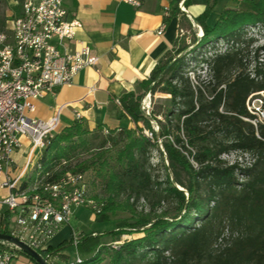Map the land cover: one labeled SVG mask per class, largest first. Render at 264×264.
<instances>
[{"label":"trees","instance_id":"1","mask_svg":"<svg viewBox=\"0 0 264 264\" xmlns=\"http://www.w3.org/2000/svg\"><path fill=\"white\" fill-rule=\"evenodd\" d=\"M180 1L169 0L165 18H179L173 47L147 78L119 98L133 127L107 130L98 126L96 129H106L107 135L99 148L91 151L87 136L92 130L82 120L74 121L61 128L42 150L40 177L44 175L45 183L57 182L67 172L92 171L88 196L102 204L94 221L115 226L107 232L77 233L79 264H99L104 253L109 256L108 264H131L134 260L146 264H264V125L254 127L247 120L252 116L245 106L249 95L264 93V55H260L264 49H251L254 39L246 36L248 27L264 24V0L224 6L212 26L207 19L215 2L204 0V10L194 17L203 32L196 45L215 49L221 41L226 47L209 56L198 54L199 59L194 57L195 51H189L196 65L205 64L209 72L207 80L196 82L190 77L185 53L188 45L181 35L184 25L191 28L192 22L180 11ZM191 3L185 0L184 7ZM147 90L167 96L163 111L152 109L149 113L158 130L139 108ZM139 121L145 122L150 138L143 134ZM158 140L161 159L167 160V165L163 164L165 195L159 200L167 206L160 212L138 211V198L160 185L157 177L152 179L148 161ZM79 148L91 153L72 165L71 158ZM231 151L249 154L252 163L225 164L221 155ZM34 179L33 174L23 187ZM9 217V210L1 213L0 232L7 233L3 227ZM125 234L129 239L118 247H109L103 239L110 236L115 240ZM67 242L40 253L54 258L52 264H68L70 254L59 252L72 245L71 240ZM19 256L35 263L20 250L12 261Z\"/></svg>","mask_w":264,"mask_h":264},{"label":"built area","instance_id":"2","mask_svg":"<svg viewBox=\"0 0 264 264\" xmlns=\"http://www.w3.org/2000/svg\"><path fill=\"white\" fill-rule=\"evenodd\" d=\"M120 1L141 5V0ZM179 8L184 10L181 3ZM81 28L80 20L68 17L63 0H23L20 11L0 30V191H6L0 195V205L10 211L3 229L39 253L46 251L49 239L62 226H70L75 209L83 207L95 215L102 207L88 196L89 175L85 173L67 172L53 183L40 177L42 150L61 128L57 116H35L37 102L71 86L80 70L97 64L91 47L77 38ZM245 106L252 116L247 120L254 127L264 125L263 93L249 95ZM74 119H82L80 112L74 111ZM22 151L23 164L19 165L14 155ZM33 174V182L23 187ZM70 230L76 248L78 236ZM18 250L0 241V264H10ZM45 259L49 264L54 261L49 254ZM81 262L76 254L68 264Z\"/></svg>","mask_w":264,"mask_h":264},{"label":"crops","instance_id":"3","mask_svg":"<svg viewBox=\"0 0 264 264\" xmlns=\"http://www.w3.org/2000/svg\"><path fill=\"white\" fill-rule=\"evenodd\" d=\"M227 1L213 7L207 19L210 26L217 20L219 9L227 7ZM63 5L68 17L81 21L77 38L91 47L97 64L80 70L71 86L61 87L56 95L38 101L35 116L45 119L57 116L63 128L75 121L74 111H78L89 130L100 125L110 129L133 127L130 117L121 109L119 98L147 78L160 58L173 47L179 34V18L165 21L169 0H141L139 7L120 0H63ZM204 8V0H192L188 10L184 7L185 15L192 20ZM162 25L165 27L158 34ZM21 153L14 155L19 165L23 164ZM5 193L0 191V195ZM5 210L0 205V215ZM70 227L62 226L49 239L47 247L70 241V236L61 241L58 237L70 235ZM14 263L35 264L23 256Z\"/></svg>","mask_w":264,"mask_h":264},{"label":"rangeland","instance_id":"4","mask_svg":"<svg viewBox=\"0 0 264 264\" xmlns=\"http://www.w3.org/2000/svg\"><path fill=\"white\" fill-rule=\"evenodd\" d=\"M182 1V0H181ZM180 1V3H181ZM210 4L215 2V5H221V3L224 2V0H208ZM23 0H0V30L3 29L6 25L7 20L12 16V14H16V12L20 11L21 5ZM227 7L233 8L236 6H242L241 0H228ZM179 3V4H180ZM187 9V7H185ZM180 9V8H179ZM188 10V9H187ZM182 11V10H180ZM192 22L191 28H188L187 25H184V28L181 31L182 37L185 38V43L188 45L186 53V57L189 58L188 62L190 63V77L192 81H201V80H207L209 77L208 68L205 64L196 65L197 62L194 60L189 51H195L194 57H197L198 54L209 56L211 53H214L215 51H221L226 47V44L224 42H218L215 44V49L212 48V45H203L198 46L196 45L197 40L199 39L200 30L201 28L199 25H196L191 19ZM247 37H252L254 39L253 44L251 45V49H255L256 47H262L264 49V24H258L253 27H248L246 31ZM181 38V37H180ZM183 53V54H185ZM260 55H264V51H260ZM200 56H198L197 59H199ZM263 93V92H262ZM264 96V93H263ZM167 104V96L165 94H162L160 92H155L152 94L149 90H147L141 101H140V111L141 113L147 117V119L150 120L151 125L155 130H158V124L155 122L154 119H151L147 112H151L152 109L156 112L163 111V108ZM160 115V114H159ZM161 118V116H159ZM139 127L143 129V134L145 135V131L148 132L147 136L150 138L151 133L148 130V127H146L145 122L139 121L138 123ZM108 130V128H107ZM107 130L103 129V131H99L96 128L93 129L88 135V139L90 141V150H95L99 148L101 145V141L103 138L107 135ZM86 151L84 149L79 148L77 151L74 152L73 157L71 158V164H75L81 159H84L89 156L91 151ZM160 151L162 150V146L160 144V140H158L157 148H151L149 155H148V161H149V169L152 175V179H155L157 177V182L160 183L159 188H156V185L153 186V190L146 192L145 194L141 195L138 200L136 201V209L138 211H149V210H155L156 212H160L165 209L167 206L166 202H161L159 199H162V197L165 195L163 189L165 187V169L163 164L167 165V160L164 158V160L161 159ZM164 154V153H163ZM221 159L225 164H233L238 163L241 166H248L250 163H252V158L247 153H242L240 151H231L227 154H222ZM20 163H22L20 161ZM92 171L85 172V174L91 175ZM242 176L237 174V179L241 180ZM100 181L102 182L101 177H99ZM100 182V183H101ZM156 192H153V191ZM103 188H101L100 193H103ZM127 193H124L123 196L121 195L122 199L126 198ZM133 199L130 200L132 202ZM6 208V207H5ZM91 210L85 209L83 207L77 208L74 210L69 224L70 226L76 231V233H91L92 231L95 232H107L108 230H113L114 223L113 222H104V223H98L94 221L95 215H93ZM59 232V231H57ZM56 232V233H57ZM55 233V234H56ZM54 234V235H55ZM53 235V236H54ZM67 236L69 237V240L71 238V234H65L58 236L61 241L63 237L65 238ZM129 235L125 234L122 235L119 239H111L110 236L103 237L104 241H106L107 245L109 247H118L123 241L126 239H129ZM68 241V240H67ZM66 241V242H67ZM68 243V242H67ZM4 250L8 251L9 249L7 247H2ZM59 252L70 254L71 260H74L77 252L73 245H68L63 247ZM165 256H169L167 252L164 253ZM15 260H13L10 264H15ZM109 263V256L104 253L103 260L99 264H108ZM131 264H146L142 261L134 260L131 262Z\"/></svg>","mask_w":264,"mask_h":264},{"label":"water","instance_id":"5","mask_svg":"<svg viewBox=\"0 0 264 264\" xmlns=\"http://www.w3.org/2000/svg\"><path fill=\"white\" fill-rule=\"evenodd\" d=\"M184 1L185 0H182V2H181L182 6H184ZM182 12H184V14H187V12L185 10H183ZM192 21L195 24H197L196 21L194 20V18L192 19ZM202 33L203 32L201 31L200 35H199L200 37L202 36ZM180 190H182V189H180ZM0 241L7 242L9 244H12L13 246H16L20 251H22L24 254H26L27 256L32 258L36 264H49L47 262V260L45 259V257H43L39 252L35 251L31 247H29L28 245H26L25 243H23L22 241L18 240L16 237H14L8 233H1L0 232Z\"/></svg>","mask_w":264,"mask_h":264},{"label":"bare ground","instance_id":"6","mask_svg":"<svg viewBox=\"0 0 264 264\" xmlns=\"http://www.w3.org/2000/svg\"><path fill=\"white\" fill-rule=\"evenodd\" d=\"M182 8L184 9V6H182ZM185 10V9H184ZM202 30H200V32H201Z\"/></svg>","mask_w":264,"mask_h":264}]
</instances>
